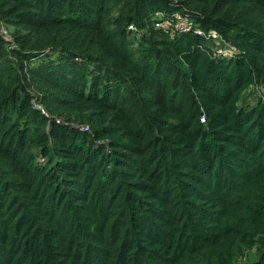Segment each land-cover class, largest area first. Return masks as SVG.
<instances>
[{
  "label": "trees",
  "instance_id": "1",
  "mask_svg": "<svg viewBox=\"0 0 264 264\" xmlns=\"http://www.w3.org/2000/svg\"><path fill=\"white\" fill-rule=\"evenodd\" d=\"M0 264H264V0H0Z\"/></svg>",
  "mask_w": 264,
  "mask_h": 264
},
{
  "label": "built area",
  "instance_id": "2",
  "mask_svg": "<svg viewBox=\"0 0 264 264\" xmlns=\"http://www.w3.org/2000/svg\"><path fill=\"white\" fill-rule=\"evenodd\" d=\"M157 20L155 21L154 25L156 28H161V29H164L166 31H169V32H172V31H187L189 30V27L190 25L187 24L185 22V20H183L182 18H179V16H176L175 14L173 15L174 19H164L163 18V15L161 14H158L157 15ZM129 29H135L134 25H130ZM2 32L4 34H7V31L6 29H2ZM195 33H197L198 35H204L206 39H209V40H217L219 38V35L216 31H210L206 34H204L201 30L199 29H196L195 30ZM234 47L231 45V46H227V45H224V46H217L216 47V50H215V53L216 55H221V56H231L233 53H234ZM201 120L203 121L204 119L201 118Z\"/></svg>",
  "mask_w": 264,
  "mask_h": 264
},
{
  "label": "rangeland",
  "instance_id": "3",
  "mask_svg": "<svg viewBox=\"0 0 264 264\" xmlns=\"http://www.w3.org/2000/svg\"><path fill=\"white\" fill-rule=\"evenodd\" d=\"M255 259H257V255L252 252L249 258L246 259L244 262L249 261V260H255Z\"/></svg>",
  "mask_w": 264,
  "mask_h": 264
}]
</instances>
